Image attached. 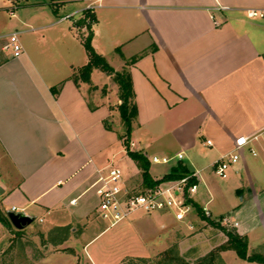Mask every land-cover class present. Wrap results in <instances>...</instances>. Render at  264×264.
<instances>
[{
    "label": "crops",
    "instance_id": "crops-1",
    "mask_svg": "<svg viewBox=\"0 0 264 264\" xmlns=\"http://www.w3.org/2000/svg\"><path fill=\"white\" fill-rule=\"evenodd\" d=\"M8 1L0 0V13L11 8L6 6ZM36 1L64 14L32 27L52 28L51 37L44 31L23 43L21 57L0 63V192L7 209L15 205L34 219L39 216L41 222L47 217L44 231L51 234V245L71 239L78 254L80 242L86 248L100 235L90 232L99 211L95 182L101 172L111 164L119 165L126 183L143 190L142 169L128 155L121 137L126 127L117 109L119 84L99 68L92 72V84L77 85L72 78L89 60L81 39L86 27L77 23L91 4L96 51L116 71L127 69L131 74L138 106L131 148L150 160L151 175L160 179L179 164L189 173L197 172L194 180L199 187L193 201L209 207L210 192L208 187L200 190L201 182H207V171L218 158L239 151L243 163L232 166L228 177L245 170L247 177H236L235 190L243 194V202L260 203V193L264 194V17L250 18L247 9H264V0ZM69 14L71 18L63 19ZM4 22L0 33H6L8 22ZM19 23L26 26L22 32L31 30L28 18ZM118 118L120 127L107 128L106 120ZM180 152L183 159L177 156ZM156 153L171 158L169 170L158 177L152 173ZM131 176L138 178V184L130 185ZM237 207L211 212L213 217L232 212L238 231L249 239L252 228L241 221ZM158 212L152 223L166 227L160 220L163 211ZM137 214L141 222L148 216ZM193 215L197 223L202 218L210 222L204 216L200 219L198 212ZM174 220L194 226L190 214L185 221L175 216ZM69 227L74 233L70 239L65 234Z\"/></svg>",
    "mask_w": 264,
    "mask_h": 264
},
{
    "label": "rangeland",
    "instance_id": "rangeland-1",
    "mask_svg": "<svg viewBox=\"0 0 264 264\" xmlns=\"http://www.w3.org/2000/svg\"><path fill=\"white\" fill-rule=\"evenodd\" d=\"M6 6L11 8L0 13L2 18L0 28H4L6 25L3 21L8 22L4 29L6 32L12 29L21 30L26 27L19 23V19L28 18L31 22L29 25L31 30L20 33L22 43L32 41L44 31H46L44 33H46L47 38L51 37L52 28L43 30L32 29V27L49 24L64 14V11L55 14L52 5L36 0H23L19 5L8 1ZM11 9H14L15 15L11 14ZM68 22H63L61 25L63 26ZM82 33L87 35V28ZM111 124L114 127H120L121 119L118 118L115 121L113 119ZM156 154L159 158H163L161 153ZM240 159L233 166H241L243 159ZM152 163V173L157 177L164 175L171 165V163H157L153 160ZM130 164L135 166L132 162ZM261 167L264 174V162H262ZM207 175L208 180L207 182L205 180L204 183L201 182L200 190L206 191L208 187L210 192L208 197L211 198L210 209L214 214H218L220 211L239 206L237 210L241 216V221L252 228L249 239L246 234H240L238 231L239 225H236L238 220L235 219L232 212L222 217L207 216L203 207L195 205L192 198L195 207L194 212L199 213L200 219L204 216L210 222L202 218L203 222L197 223L198 218L192 212L190 214L191 224L194 226L188 228L186 223H176L172 212L163 211L160 212L162 213L160 220L167 226L161 228L159 222L156 226L152 223L154 214H159L158 211H155L150 215L148 214L146 220L142 218L143 222L136 219L137 216L135 215L112 224L104 220L100 211H97L94 214L96 226L90 235H100L86 248L80 242L77 245L79 255L75 253V241L70 239L74 235L70 227L65 229L66 233L62 232L70 240L61 242L62 245H57V243L51 245V234L48 235L44 231L49 225L47 217L44 222H41L40 217L37 216L30 225L23 229H18L13 224L4 223L0 219V264H158L159 260L164 261L169 254L172 255L173 253L180 260H174L172 264H264V262L242 258L235 249L230 247L228 235L231 232L247 239L249 254L264 255V194L260 193V203L243 202V194H238L235 190V179L236 177L240 179L241 175L245 179L247 177L245 170L241 171L240 174L232 173L229 177L222 178L211 167L207 171ZM258 178L257 180H259ZM261 178L262 184H264V175ZM128 181L130 185H136L139 180L137 177L131 176ZM257 187L260 188V184ZM3 194L4 192H0V213L5 214L9 207L5 206L2 201ZM137 215L142 216L143 214ZM223 218H227V222H224ZM53 233L57 234L58 232L53 231ZM90 253L92 254L91 257Z\"/></svg>",
    "mask_w": 264,
    "mask_h": 264
},
{
    "label": "built area",
    "instance_id": "built-area-1",
    "mask_svg": "<svg viewBox=\"0 0 264 264\" xmlns=\"http://www.w3.org/2000/svg\"><path fill=\"white\" fill-rule=\"evenodd\" d=\"M91 4L87 9H93ZM226 8V7H225ZM15 15V11L11 10ZM247 15L250 18L264 17V9L249 8ZM72 14L66 15L63 19L71 18ZM21 30H13L0 33V63L9 58H19L24 53V46L20 40ZM212 144L211 140L207 141ZM134 143H131V146ZM242 147V144L239 146ZM254 154L257 152L253 151ZM178 158L183 159L184 153H178ZM241 158L239 151H231L218 158L213 168L217 175L222 178L228 177L229 170ZM154 162L168 163L171 158L158 156L152 158ZM124 169L116 164L109 165L105 172H101L95 185L100 198L99 211L101 217L115 224L124 219H128L137 213H153L155 211H170L178 221H185L187 216L195 211L192 199L193 194L198 190L199 184L193 181L197 177V172L188 173L179 179L164 181L157 187L146 190H135L125 181ZM11 211H24L13 205ZM7 210V211H8ZM203 210L207 216L212 212L208 206ZM227 222V218L222 219ZM238 225V222H236Z\"/></svg>",
    "mask_w": 264,
    "mask_h": 264
},
{
    "label": "trees",
    "instance_id": "trees-1",
    "mask_svg": "<svg viewBox=\"0 0 264 264\" xmlns=\"http://www.w3.org/2000/svg\"><path fill=\"white\" fill-rule=\"evenodd\" d=\"M15 5H19L22 0H11ZM95 21V14L92 9H87L84 18L78 21L79 26H85L88 30V34L81 33V39L83 44L87 50L89 60L88 62L75 70L72 74V78L79 85L81 82H88L92 84V72L95 68H99L108 74L112 75L114 80L119 84V97L121 99V103L117 105V109L120 112L121 118L125 124L126 130L125 134L122 135V139L124 141L126 150L128 155L137 163V165L142 169L143 175V190L152 189L157 187L164 181L179 179L184 175L188 174V169L182 164L174 167L169 173L165 174L160 179H155L150 173V160L141 152L136 151L131 148L130 135L132 132L133 122L138 117V106L135 102V92L133 81L130 72L127 69L123 71H116L114 67L108 62L105 56L98 53L92 43V38L94 35L93 31V22ZM136 59L133 57L131 60ZM93 88H97L96 86ZM55 93L59 92V86L53 87ZM114 107V106H113ZM105 125L107 128L112 129L111 121L106 120ZM195 181V180H193ZM192 201V199H190ZM199 208V206H197ZM199 210V209H198ZM0 219L7 224H12L7 213H0ZM211 220V219H209ZM229 242L231 244V248L235 249L236 252L244 259L248 260H256L260 262H264V255L262 254H249L248 253V245L249 242L244 237L240 235L233 234L231 232L228 233ZM172 252V251H171ZM173 253V252H172ZM180 260L177 256L169 254L167 259L164 261L159 260L158 264H172L173 262ZM183 260V259H181ZM184 261V260H183Z\"/></svg>",
    "mask_w": 264,
    "mask_h": 264
},
{
    "label": "water",
    "instance_id": "water-1",
    "mask_svg": "<svg viewBox=\"0 0 264 264\" xmlns=\"http://www.w3.org/2000/svg\"><path fill=\"white\" fill-rule=\"evenodd\" d=\"M7 215L12 224L18 229H23L34 221V217L28 215L25 211L14 212L8 210Z\"/></svg>",
    "mask_w": 264,
    "mask_h": 264
}]
</instances>
